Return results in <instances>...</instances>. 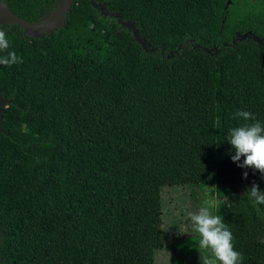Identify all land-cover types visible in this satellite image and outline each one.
Here are the masks:
<instances>
[{
	"label": "trees",
	"instance_id": "obj_1",
	"mask_svg": "<svg viewBox=\"0 0 264 264\" xmlns=\"http://www.w3.org/2000/svg\"><path fill=\"white\" fill-rule=\"evenodd\" d=\"M94 1L42 38L0 25L23 59L0 65V264H156L164 188L212 184L240 190L244 213L216 215L264 264L244 194L264 174L227 141L238 110L264 124V0ZM0 2L40 22L60 0Z\"/></svg>",
	"mask_w": 264,
	"mask_h": 264
},
{
	"label": "clouds",
	"instance_id": "obj_2",
	"mask_svg": "<svg viewBox=\"0 0 264 264\" xmlns=\"http://www.w3.org/2000/svg\"><path fill=\"white\" fill-rule=\"evenodd\" d=\"M7 33L0 26V65L11 67L23 63L15 51H9ZM6 53V54H3ZM235 118L244 121L228 133L227 141L235 154L231 156L238 167L253 168L264 174V124L259 122L250 111L238 110ZM253 121L252 123H247ZM244 158L241 163V158ZM247 179L248 173L244 172ZM244 194L256 207L257 213L264 205V191L258 184H253ZM215 204L211 199L204 200L197 212L188 213V217L198 235V250H209L210 256L201 259V264H242L244 256L235 249L234 236L220 215L214 214Z\"/></svg>",
	"mask_w": 264,
	"mask_h": 264
},
{
	"label": "rangeland",
	"instance_id": "obj_3",
	"mask_svg": "<svg viewBox=\"0 0 264 264\" xmlns=\"http://www.w3.org/2000/svg\"><path fill=\"white\" fill-rule=\"evenodd\" d=\"M215 204L214 214L225 208L235 215L244 213V199L236 187L212 184L203 187H166L163 191L166 245L158 254L156 264H201L210 256L209 250H198V235L188 217L197 212L204 200Z\"/></svg>",
	"mask_w": 264,
	"mask_h": 264
},
{
	"label": "water",
	"instance_id": "obj_4",
	"mask_svg": "<svg viewBox=\"0 0 264 264\" xmlns=\"http://www.w3.org/2000/svg\"><path fill=\"white\" fill-rule=\"evenodd\" d=\"M74 1L75 0H60L56 11L40 22H29L19 17L14 14L5 3L0 2V25H17L23 28L28 36L32 38H42L53 31L62 28L66 24L69 11L73 6ZM92 4L96 7H100L102 12L105 13V8L102 4H97L94 0H92ZM113 15L118 17L117 14ZM119 21L121 22V19H119ZM123 25L134 32L135 37L141 44H143L145 49H150V45L146 44L145 40L140 39L138 31L133 23L123 22ZM151 50L154 49L152 48ZM9 102L10 101L6 100L0 93V133L2 132L3 111L8 107Z\"/></svg>",
	"mask_w": 264,
	"mask_h": 264
}]
</instances>
